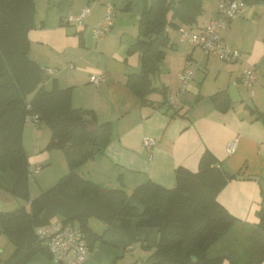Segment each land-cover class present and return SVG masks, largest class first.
<instances>
[{
	"label": "crops",
	"instance_id": "0c3cea01",
	"mask_svg": "<svg viewBox=\"0 0 264 264\" xmlns=\"http://www.w3.org/2000/svg\"><path fill=\"white\" fill-rule=\"evenodd\" d=\"M34 4L37 26L28 31L27 37L31 59L45 69L43 86L70 87L74 108L93 111L97 123L112 124L109 144L81 164L76 169L79 174L102 188H122L128 193L149 179L173 187L175 171H196L201 155L208 150L227 163L233 173H238L218 192V202L241 221L239 225L249 228L259 221L264 194V68L258 71L257 82L248 87L252 88L249 98L235 83L243 82L242 71L238 75L230 71L227 75L222 71H201L203 80L195 85L199 71L192 68L193 60L201 62L203 54L207 60L212 53H200L199 47L180 40L177 29L170 30L171 45L166 48L162 63L165 71L150 76L152 85L166 87L167 97L178 89V73L187 59L193 69L187 89L178 96L174 109L178 114L172 117L168 105L160 104L165 100L162 94L152 92L148 98L153 104L142 105L126 85L128 75L141 70V53L128 49L138 35L137 20L143 0H34ZM107 4L113 6L111 28L95 39L93 27L103 18ZM217 5L218 0H203V11L192 30H201ZM85 7L89 9L88 15L79 24L73 18ZM231 25L221 30L228 31ZM243 49L241 67L259 66L264 59V39H255ZM204 64L208 70V64ZM99 74L105 75L104 81H90L91 75ZM210 74L215 77L207 82ZM233 83L241 100L230 99L226 111L217 110L209 97L221 90L228 92ZM145 137L154 141L150 148L143 144ZM49 138L50 129L44 123L25 124L23 146L30 172L40 166L38 173L30 175L40 192L55 183V167L60 163V151L45 148ZM235 138L234 149L229 152L227 144ZM30 176L29 188L33 185ZM15 198L0 189V212L20 207ZM134 205L141 213L143 207ZM88 226L101 239L88 247V259L82 264H133L150 254L158 239L157 229L139 227L136 217L111 224L90 218Z\"/></svg>",
	"mask_w": 264,
	"mask_h": 264
},
{
	"label": "trees",
	"instance_id": "16d2710c",
	"mask_svg": "<svg viewBox=\"0 0 264 264\" xmlns=\"http://www.w3.org/2000/svg\"><path fill=\"white\" fill-rule=\"evenodd\" d=\"M259 1L264 0H244L245 4ZM202 11L203 0H143L138 35L128 49L141 53V70L129 74L126 82L142 105L153 104L148 98L152 92L162 94L165 100L160 104H166V87L153 86L150 78L159 71L171 45L166 26L192 28ZM35 12L34 0H0V189L29 202L28 208L0 212V234L14 246L2 264H28L37 252L47 255L34 228L53 216L78 225L86 233L89 249L101 239L89 228L90 218L111 224L136 217L139 227H155L158 239L154 249L133 264H262L263 193L259 221L250 225L244 240L234 248L224 247L221 253L209 255L210 248L241 222L217 200L218 192L238 173L227 174L210 151L203 152L196 171L178 168L173 187L149 179L129 193L122 188L101 192L100 186L76 171L109 144L112 124L97 123L95 130L88 131L85 122L95 121V114L72 106L71 88L43 86L45 69L31 59L27 37L37 26ZM209 99L219 111L231 105L227 90ZM168 110L172 117L178 114L169 106ZM31 115H37L50 129L45 148L61 150L69 167L68 173L32 199V173L23 146V129ZM134 203L143 207L141 213Z\"/></svg>",
	"mask_w": 264,
	"mask_h": 264
},
{
	"label": "built area",
	"instance_id": "2783aa9c",
	"mask_svg": "<svg viewBox=\"0 0 264 264\" xmlns=\"http://www.w3.org/2000/svg\"><path fill=\"white\" fill-rule=\"evenodd\" d=\"M244 6V0H218L216 11L209 16L207 24L201 30L194 31L186 25L177 27L180 40L199 47L204 53H212L223 61L234 64L240 63L243 60L241 51L226 44L219 31L228 28L232 18L240 13ZM88 12V7H85L73 19L82 24ZM112 16L113 6L107 4V10L103 18L93 27L92 33L95 39L103 37L109 32L112 25ZM69 18L72 20L71 17ZM165 30L169 32L171 27L166 26ZM190 64V60L187 59L184 67L178 73V89L166 98V104L172 109L177 108L179 94L187 89L192 79L193 69ZM105 78L104 74H99L91 75L89 79L91 82L99 83L104 81ZM241 78L247 87H251L257 82L258 72L254 66H249L242 70ZM38 122L37 115L27 116L26 118V123ZM235 143L236 138L228 142L227 149L229 152L234 149ZM143 144L146 148H150L154 141L150 137H145ZM39 170L40 166H36L32 174L38 173ZM34 233L53 264H82L88 259L89 249L86 233L78 225L66 222L62 217L37 225L34 228Z\"/></svg>",
	"mask_w": 264,
	"mask_h": 264
},
{
	"label": "rangeland",
	"instance_id": "374dc122",
	"mask_svg": "<svg viewBox=\"0 0 264 264\" xmlns=\"http://www.w3.org/2000/svg\"><path fill=\"white\" fill-rule=\"evenodd\" d=\"M235 17V16H234ZM232 28L228 31L221 30L220 35L223 37V41L234 47L238 48L240 51H243V47L252 43L255 39H264V1H259L258 3L254 4H245L242 8L240 15L235 17L232 22H230ZM230 25V24H229ZM173 30V29H171ZM202 53L201 49H197ZM203 54V53H202ZM204 58L201 57V62L199 59L193 60L192 68L194 71H199L196 74L197 79H195V85H198L203 78L201 71H222L225 75L229 74V71L234 74L238 71H242L243 68L246 66L241 67V63H230L219 59L216 55L209 54L208 59L206 60L207 56L203 54ZM204 63L208 64V70H206V66ZM162 68V70H160ZM264 68V59H262L259 66H256V70L262 71ZM159 71H165L164 66H160ZM216 74V73H215ZM215 74L208 75L207 82H211V80L215 77ZM156 75L154 76V78ZM236 80V79H234ZM206 82V83H207ZM213 83V82H212ZM237 84L238 90L246 97L249 98L251 95V89L248 88L244 82L235 81ZM230 87V85H229ZM191 93L196 96L194 91ZM60 152V163L55 167V174H57V180L55 183L66 173L69 171L68 163L64 153L59 150ZM30 181L33 183L31 188H29V195L30 199L36 197L40 193V189L38 184L35 182L34 177L30 176ZM102 188V187H101ZM16 201L19 202L21 206H25L26 208L29 207V202L22 200L20 198H15ZM140 209V204H137ZM57 216H53L51 220H54ZM94 221L98 222V219L93 218ZM100 221V220H99ZM249 232V228H246L243 225H239L237 223L234 225L230 231L214 246H212L209 250V255H215L221 253V248L227 247L229 249L238 246L246 237ZM14 246L9 242L5 235L0 234V264H2L6 259L9 258L11 252L13 251ZM30 264H53V262L49 259V257L42 253L37 252L35 253L28 261ZM128 264V263H124Z\"/></svg>",
	"mask_w": 264,
	"mask_h": 264
},
{
	"label": "water",
	"instance_id": "95a60500",
	"mask_svg": "<svg viewBox=\"0 0 264 264\" xmlns=\"http://www.w3.org/2000/svg\"><path fill=\"white\" fill-rule=\"evenodd\" d=\"M228 95L232 101H240L241 100L240 95H239L234 83L230 85V87L228 89ZM249 106L253 108L252 103H249ZM85 125H86L88 131H93L97 127V122L87 121V122H85ZM221 167L227 174H229L230 176L233 175V172L230 170L227 163L222 162ZM100 190H101V192H105V188H101ZM40 218H42V215L40 216Z\"/></svg>",
	"mask_w": 264,
	"mask_h": 264
}]
</instances>
